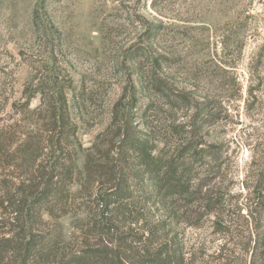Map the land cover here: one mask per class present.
<instances>
[{
    "label": "rangeland",
    "instance_id": "374dc122",
    "mask_svg": "<svg viewBox=\"0 0 264 264\" xmlns=\"http://www.w3.org/2000/svg\"><path fill=\"white\" fill-rule=\"evenodd\" d=\"M125 127L152 141L155 183L116 149ZM0 148V190L63 179L53 215L30 225L59 254L108 248L139 264L151 231L173 264H264V0H0ZM171 165L177 186L164 187ZM112 176L108 238L91 224ZM13 216L0 237L17 232Z\"/></svg>",
    "mask_w": 264,
    "mask_h": 264
},
{
    "label": "trees",
    "instance_id": "16d2710c",
    "mask_svg": "<svg viewBox=\"0 0 264 264\" xmlns=\"http://www.w3.org/2000/svg\"><path fill=\"white\" fill-rule=\"evenodd\" d=\"M59 103L61 104V109L65 112L66 99L64 94L59 92ZM54 119H56V114H53ZM122 132V137L120 142L117 144L116 149L132 150L137 152V156L141 157L143 164L148 171L151 173V180L155 183L156 176L158 174V169L162 165L156 157L152 156L149 150L150 143L149 137L145 135L144 137L136 136L129 131L127 127L124 128ZM0 155L5 156L3 150L0 148ZM86 169L88 173L95 174L96 170L102 173L101 168H91L90 163H86ZM176 168L173 165L169 166L165 173L167 178L164 180V187H166L170 181H173L172 187L177 186L176 179ZM104 171V175H106ZM64 176L65 174L62 173ZM56 177V180H54ZM65 177V176H64ZM87 181L91 183H97V185H102L103 181L100 176L92 175L86 178ZM114 178H108L105 180V184L112 185L110 188L113 191L102 192V189H97L96 203L100 204V214L99 218L92 222V230L100 234L102 237H112L116 234L118 230L119 222V193L116 191L114 186ZM90 183V184H91ZM60 184H64V181L59 174L49 177L45 182L35 186L30 193L26 190H20L16 194H12L11 190L7 187L1 188L0 190V219H4L3 216H7L9 213H15L11 219L15 222H21L17 232L10 236L0 237V261L7 257V255L13 256L15 258L16 264H29L39 263L45 259H50L54 256V261L56 264H117V252L110 250L108 248L99 247H85L84 250H79L71 254H59L57 253L59 240L56 237H49V234L41 235L40 233H35L34 230L30 228L31 223L35 221L36 218L41 219L42 214L45 213L47 216L53 215L54 209H57L58 204L61 203L60 197ZM170 186V184L168 185ZM18 194L22 198L18 197ZM127 204V203H126ZM110 206V207H109ZM10 208L9 213L7 210ZM13 223V222H12ZM146 231H144L145 233ZM154 236L153 232H148L144 235L143 239H139L140 244L146 250L144 254L140 255L139 252H135V258L139 264H173V254L176 255L174 250H162V246L159 248H151L148 245V241ZM107 243L114 245L112 241H107ZM116 245V244H115ZM134 257V256H133Z\"/></svg>",
    "mask_w": 264,
    "mask_h": 264
}]
</instances>
